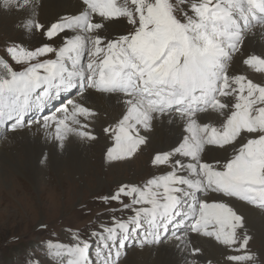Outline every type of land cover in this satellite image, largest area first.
I'll use <instances>...</instances> for the list:
<instances>
[{
  "label": "snow or ice",
  "instance_id": "6c2138e0",
  "mask_svg": "<svg viewBox=\"0 0 264 264\" xmlns=\"http://www.w3.org/2000/svg\"><path fill=\"white\" fill-rule=\"evenodd\" d=\"M80 2L81 13L45 23L39 19V0L21 30L42 35L39 46L4 43L3 135L31 130L36 123L44 141L59 150L72 137L96 141L92 118L98 113L85 103L89 93L119 94L125 105L123 115L103 127L106 160L131 158L148 143L145 133L163 134L161 125L179 122L183 134L170 150L154 152L151 164L164 169L161 174L143 187L122 184L109 194L132 216L112 217L111 226L101 225L87 239L49 241L43 259L26 252L23 264H44L49 253L61 264H121L130 241L143 248L170 237L188 253L186 264H200L202 250L190 246L187 233L212 238L222 249L223 264H264V252L252 249L253 236L237 207L264 211V83L230 71L239 62L264 74V56L244 52L247 36L264 39V0H180L179 5L131 0L134 12L121 0ZM109 22L128 30L101 35ZM93 31L90 49L83 33ZM50 105L55 111L44 114ZM202 118L221 123L198 122ZM205 142L234 152L201 161L198 171L185 165L181 158H195Z\"/></svg>",
  "mask_w": 264,
  "mask_h": 264
},
{
  "label": "rangeland",
  "instance_id": "374dc122",
  "mask_svg": "<svg viewBox=\"0 0 264 264\" xmlns=\"http://www.w3.org/2000/svg\"><path fill=\"white\" fill-rule=\"evenodd\" d=\"M31 2L32 1L30 0L29 3ZM36 2H39V0ZM170 2L174 5L180 4V0H170ZM121 6L127 7L134 12V5L131 3V0H121ZM20 7H22L20 0H0V56L4 54L3 45L5 42L18 41L24 43L29 49H32L39 46L43 41L42 35L40 34L33 32V34L35 33L33 35L21 31L23 23L26 22L27 16L24 17V20H20L18 17L16 18L13 16L8 22H1L5 16L9 19V14L15 15V13H20ZM34 7L36 8L37 4H34ZM33 11V13H35L36 10L33 9ZM39 13H41L40 9ZM176 14L179 17L181 13L178 11ZM43 17L40 18L39 15V19L42 22L47 23L50 21V16L46 18ZM109 23L110 24L103 29L104 36H110L113 31L123 32L128 30L124 27L123 23L119 25L112 24L111 22ZM92 37L93 40L90 38V41L95 40V33H92ZM257 41L258 39L254 42ZM254 42L249 45L247 41H245V54L264 56V48L262 46L259 47L257 43L255 44ZM57 43L60 42L57 41ZM13 66L19 67L14 64ZM235 66H239L238 69L240 70V74L249 76L254 82L264 83V74L256 73L254 70L239 64V62H237ZM3 72L4 70L2 66H0V74H3ZM210 120L211 123L217 126L221 123L215 118ZM4 140L5 136L1 130L0 151L4 150L2 145V141ZM98 140L94 142L88 140L86 146L89 147L88 155L92 158L90 164L96 166V171H99L98 176H100L101 184L98 183L97 179L93 178L89 173L80 176L78 175L76 177L71 175L67 176L66 173H62L64 180L61 182L57 178V174L53 172L50 167L47 168V166H44V178H40L42 179L41 181H35L36 183H34L36 185L33 184L31 186L28 184L29 181L13 168L14 165H10L7 162H4L1 165L0 177H8V179L11 178L13 181L3 180L5 182L4 184H1L0 182L2 186L0 187V264H23L26 252H35L37 256H40L43 259L44 253L48 251L47 243L49 241H52L53 243H68L77 235L87 239L89 234L92 231L98 230L101 225L111 226L112 217L126 220L134 214L131 210H122V204L114 202L109 194L116 192L122 184L137 186H139V184L146 185L149 179L161 174L164 169L155 167L151 164V158L156 151L151 148L152 144H150L151 146L146 144L131 158L120 159L117 160L118 162H111L106 160L104 155L105 148L109 142L101 140L102 143ZM104 142L106 143L104 144ZM204 145H206V156L210 161H212V159H219L214 156V158L211 157L212 153H214V149H225L221 153L223 156L222 159L234 152V149L231 146H225L221 149L208 142H205ZM31 148H33L32 145ZM17 149L23 150L24 152V148L21 147V145L18 146ZM19 155H21V152H19ZM102 157L103 161L99 163ZM98 158L99 162L97 163ZM1 161L3 162V159L0 157V163ZM136 161H138V164ZM113 164H119L118 169H120V172L112 174L114 170L111 169V166ZM48 166H50V163H48ZM139 166L141 167L139 168ZM139 173H142L143 175H139ZM118 177L120 178L118 179ZM106 197L107 199H105ZM130 200L131 198H124V203H130ZM134 207L140 206L136 205ZM237 207L239 208V206ZM250 210L252 211V209ZM258 212L264 218V211L258 210ZM244 214L246 227L253 236L251 245L252 249L264 252V242L259 240V230L261 228L254 224L252 226L255 228H252V226H250V221L247 222L248 213L246 212ZM41 225H47V228H41ZM256 236L257 238H255ZM129 245L130 246L126 249V255L124 250L121 252V263L126 261V256L130 255V253H132L137 247H133L131 241L129 242ZM94 248L95 242H93V249ZM218 249L220 248L216 245L213 239L211 242H207L201 249L202 255L200 257V264H207L208 260H211L213 264H217L215 263V259L220 256L216 255ZM220 250L222 252V249ZM204 252L207 253L205 254ZM183 261L186 264V260ZM44 264H61V258L55 257L49 253V259L44 260ZM221 264H223V257Z\"/></svg>",
  "mask_w": 264,
  "mask_h": 264
},
{
  "label": "bare ground",
  "instance_id": "6f19581e",
  "mask_svg": "<svg viewBox=\"0 0 264 264\" xmlns=\"http://www.w3.org/2000/svg\"><path fill=\"white\" fill-rule=\"evenodd\" d=\"M29 1L30 0H20L21 6H22V7H20V13H15V15L9 14V16H10L9 19L7 16L4 15L5 17H3L4 19L1 22H4V21L8 22V21H10V19L13 18V16L16 18L18 17L20 20H22V19L24 20L25 16H27V18H28L30 15L33 14V12H34L33 9L36 10V8L34 7V4L39 3V2H36L37 0H31L32 1L31 3H29ZM32 3H34V4H32ZM83 10H84L83 5L81 4L80 0H43V6L40 8V11H41L40 18L43 16H44L43 18L50 16V21H52V20H55L61 16H64L65 14L77 15V14L81 13ZM108 24H110V23H108ZM7 26H8V24H7ZM15 33H16V30H15ZM92 33H95V31H93ZM92 33L89 34L87 32H84L83 35L85 37H87L88 40L90 41V38L93 40ZM31 34H33V33H31ZM70 35H71V33H70ZM101 35H104L103 31H102ZM257 39H258V41L254 42ZM245 41H247V43L249 45H250V43L253 44V42H254L255 44L257 43V45L259 47L262 46L264 48V39H261L259 36H256V35L247 36ZM238 67L234 66L232 69H230V71H232L235 74H240V70L238 69ZM74 98L79 99V97H74ZM85 103H87L88 106L94 108L98 113L97 117L92 118V123L94 124L93 130L99 135V138H100V139L98 138L99 140L98 139L97 140L99 142H102V141L107 142L108 140L105 139L102 130H103V127L107 123H109L115 119H118L121 115H123V113L125 111V105L123 104L122 97H120L119 94L105 96L104 94L89 93L85 97ZM198 122L211 123V120L202 118ZM161 127L163 129V134L145 133V135H147V137H148L147 145L151 146L150 144H152L151 148L154 151H168L172 147H174L176 144H178L179 140L182 138L183 126H182V124H179V122H176V123L174 122L171 127L166 125V124L161 125ZM50 139L51 138L49 137V140ZM87 141H88V139H77L75 137H72V138H69L68 141L65 143L63 150H59L57 148V145L54 142L46 143L44 141L43 136L38 133V125L36 123H34L32 125L31 130L24 131L21 133H17V134L5 137V140L2 141L3 142L2 145H3L4 150L0 151V155H1L0 157L3 159V162L1 161V163H0V167L4 162H7L10 165H14L13 168L17 172L22 174L24 176V178L29 181L28 184L31 186L36 183L35 181H38V180L41 181L42 179H40V178H44V176H43V174H45L44 173V166H47V168L50 167L51 170L57 174V178L61 182H63V180H64L62 173H66L67 176L71 175V176H75V177L78 175L80 176V175H84L86 173H89L90 175H92L93 178L97 179L98 183L101 184L100 176H98L99 171L98 170L96 171L97 167L90 164L91 163L90 161L92 158H90L88 155L89 147L86 146ZM106 142H104V144ZM20 145H21V147L24 148V152H23V150L17 149L18 146H20ZM31 145L33 146V148H31ZM205 148H206V145H204L200 149V152L198 153V155L195 158H192V157L181 158L182 162L185 165H193L194 167H196V169L198 171V168H199L198 162L205 161V160L210 161V159L206 156ZM224 150H219V149L215 150L214 149V153H212L211 157L222 159L223 156L221 155V153ZM19 152H21V155H19ZM45 152L48 154V156L44 161H42L41 155ZM103 157H102V159H100V162H99V158H98L97 163L98 162L101 163L103 161ZM136 162L138 164V161H136ZM48 163H50V166H48ZM118 166H119V164H117V165L113 164L111 166V169L114 170L112 172V174L113 173L116 174V173L120 172V169H118ZM140 167L141 166H139V168ZM92 168H93V170H92ZM3 170H4V168H3ZM176 170L178 171V173L182 171V169H180V168H177ZM149 171H151V170H149ZM147 172H148V170H147ZM181 174H183V173H181ZM139 175H143V174L139 173ZM4 176H6V175H4ZM119 178L120 177H118V179ZM3 180L4 181H13V179H11V178L8 179V177L5 178V177L1 176L0 177L1 184L5 183ZM1 184H0V187H2ZM181 198H183V194H181ZM206 198L207 199H220V197L216 196L215 194H208V195H206ZM238 206H239L238 211L242 215H245L244 213H246V212L248 213L247 214V217H248L247 222L250 221V226H252L254 224V225L259 226L261 228L259 230L260 231V233H259L260 239L259 240H261V242H264V231H263L264 230V218L262 217V215L258 212V210L250 208L246 205H238ZM187 207H188L187 204H185V209H187ZM249 208L252 209V211ZM145 224H146V222H145ZM171 227L175 228L176 225L173 224V225H171ZM253 227L254 226H252V228ZM256 229H257V227H256ZM181 234L182 235L184 234L182 229H181ZM255 238H257V236ZM169 239H170V242L161 243V245H159V246L149 245V246H145L143 248L137 246L133 250V252L130 253V255L126 256L127 260L122 262L121 264H185L183 260H186L188 258V253L185 252L182 248H180L171 237ZM187 240L190 242V246L195 245V246L199 247L200 249H202L207 242L212 241V238L204 237L202 235H197V234L193 233V234L187 236ZM204 253L206 254L207 252H204ZM216 255H220V256L218 258H216V256H215V258H216L215 263L221 264L222 252L220 249H218L216 251ZM210 256H212V255H210ZM204 260H206V259H204Z\"/></svg>",
  "mask_w": 264,
  "mask_h": 264
}]
</instances>
